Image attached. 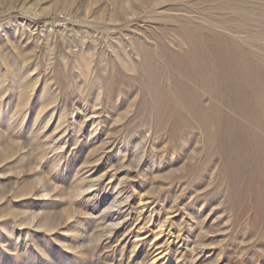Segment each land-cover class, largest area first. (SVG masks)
Listing matches in <instances>:
<instances>
[{
	"label": "rangeland",
	"instance_id": "obj_1",
	"mask_svg": "<svg viewBox=\"0 0 264 264\" xmlns=\"http://www.w3.org/2000/svg\"><path fill=\"white\" fill-rule=\"evenodd\" d=\"M0 264H264V0H0Z\"/></svg>",
	"mask_w": 264,
	"mask_h": 264
}]
</instances>
